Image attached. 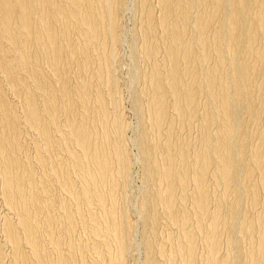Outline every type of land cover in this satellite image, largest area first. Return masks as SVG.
Returning a JSON list of instances; mask_svg holds the SVG:
<instances>
[{
    "label": "bare ground",
    "instance_id": "6f19581e",
    "mask_svg": "<svg viewBox=\"0 0 264 264\" xmlns=\"http://www.w3.org/2000/svg\"><path fill=\"white\" fill-rule=\"evenodd\" d=\"M0 264H264V0H0Z\"/></svg>",
    "mask_w": 264,
    "mask_h": 264
},
{
    "label": "rangeland",
    "instance_id": "374dc122",
    "mask_svg": "<svg viewBox=\"0 0 264 264\" xmlns=\"http://www.w3.org/2000/svg\"><path fill=\"white\" fill-rule=\"evenodd\" d=\"M126 17H127V18H126ZM129 17H130V11H127L126 14H125V18H124V20H125L126 22H128V21L130 22V20L128 19ZM129 22L126 23L127 26H129V24H130ZM121 50H122L121 53H123L124 62L126 63V62H127V58H126V56H127V55H126V52H127L126 50H127V49H126V46H125V49L122 48ZM124 50H125V51H124ZM124 54H125V55H124ZM125 63H123V67H122V70L124 69L123 71H124L125 73H123V71H121V72H122V76L125 75V76H123V77L127 78V77L129 76V73H128V75H127V72H128L127 68H128V67H127V64H125ZM124 64H125V65H124ZM126 85H127V86H126ZM123 88H124V89H123V92H125L124 95H123V97H124L123 99H124V102H125V104H124V105H125V108H126L125 110H126V113H127V115H128L127 117L130 119V121H131L132 123H134L136 119H135V117H134L133 110H131V106H129V105H130V99H128V98H129V95H128V94H129V93H128V90H129L128 82H126V84L124 85ZM126 88H127L128 90H127ZM127 97H128V98H127ZM128 100H129V102H127ZM129 108H130V109H129ZM129 110H130V111H129ZM127 111H128L129 113H128ZM131 111H132V112H131ZM132 113H133V114H132ZM129 135H131V132H129ZM131 149H132V147H131ZM133 152H135L134 147H133ZM137 170H139V171H138V172H139V173H138V176H140V175H141L140 168L136 165L135 168H134V171H135V172H133V175L135 174V175H134L135 177H133L134 179L132 178V180H134V181L137 182V183L133 182V183H134V184H133V187H134V186L136 187V186L139 184V181H140V177H137ZM136 180H138V181H136ZM137 252H139V251L137 250L136 253H137Z\"/></svg>",
    "mask_w": 264,
    "mask_h": 264
}]
</instances>
